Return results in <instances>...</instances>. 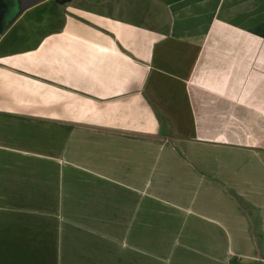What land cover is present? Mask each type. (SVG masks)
<instances>
[{
  "label": "crops",
  "instance_id": "crops-1",
  "mask_svg": "<svg viewBox=\"0 0 264 264\" xmlns=\"http://www.w3.org/2000/svg\"><path fill=\"white\" fill-rule=\"evenodd\" d=\"M12 1L0 264H264V0Z\"/></svg>",
  "mask_w": 264,
  "mask_h": 264
},
{
  "label": "water",
  "instance_id": "water-1",
  "mask_svg": "<svg viewBox=\"0 0 264 264\" xmlns=\"http://www.w3.org/2000/svg\"><path fill=\"white\" fill-rule=\"evenodd\" d=\"M42 0H17L18 7H19V12L24 10L26 7L33 5L37 2H40ZM83 127V126H81ZM101 131L105 132H111V133H117V134H123L127 136H133V137H139V138H145V139H151V140H161L162 138L156 137V136H150V135H143V134H138V133H128V132H120L116 130H108V129H103V128H96ZM258 258L260 259V255L258 252Z\"/></svg>",
  "mask_w": 264,
  "mask_h": 264
},
{
  "label": "rangeland",
  "instance_id": "rangeland-1",
  "mask_svg": "<svg viewBox=\"0 0 264 264\" xmlns=\"http://www.w3.org/2000/svg\"><path fill=\"white\" fill-rule=\"evenodd\" d=\"M10 4H14V2L12 0H0V22L4 21L2 18V12L4 11V8Z\"/></svg>",
  "mask_w": 264,
  "mask_h": 264
},
{
  "label": "trees",
  "instance_id": "trees-1",
  "mask_svg": "<svg viewBox=\"0 0 264 264\" xmlns=\"http://www.w3.org/2000/svg\"><path fill=\"white\" fill-rule=\"evenodd\" d=\"M58 1H61V3H65V2H69L71 0H58Z\"/></svg>",
  "mask_w": 264,
  "mask_h": 264
}]
</instances>
